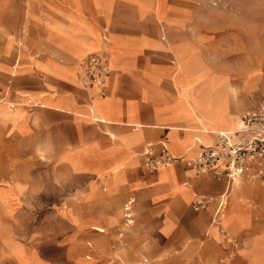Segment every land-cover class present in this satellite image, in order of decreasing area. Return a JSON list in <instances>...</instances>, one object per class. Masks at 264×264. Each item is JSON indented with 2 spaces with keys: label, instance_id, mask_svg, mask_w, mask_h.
<instances>
[{
  "label": "crops",
  "instance_id": "obj_1",
  "mask_svg": "<svg viewBox=\"0 0 264 264\" xmlns=\"http://www.w3.org/2000/svg\"><path fill=\"white\" fill-rule=\"evenodd\" d=\"M193 1L166 0L165 19L171 22L162 21L168 23L170 27L165 41L160 39L154 21L134 16L135 7L131 0L113 1V13L128 17L129 21L115 25L113 23L110 27L113 47L109 52L110 72L102 88L103 95L98 88L82 85L78 70L81 63L75 66L73 61L76 58L72 53L58 48L53 36L49 34L52 31L49 24L53 23V19L64 23L59 11H72L73 6L68 4L69 0H43L41 13L36 12L31 6L33 16L27 18L32 30L29 47L26 48L20 43L15 45L12 39V50L15 48L17 52L19 46L23 47L24 57L20 59L21 63L17 55L14 59V62L19 61L20 67L13 74L7 70L11 68L8 65L6 69H1V73L14 77L12 104L23 113V117L16 123L9 120L0 121V127L6 125L11 128L15 143L17 142L19 147L32 150L36 157L38 151L39 154L43 153V165L50 164L52 167L51 181L56 187L61 188L58 191L61 197L75 198L78 206L82 207L86 214L93 213L89 220L93 224L92 229L95 230L97 225L106 227L112 221L115 223L121 221L124 231L120 232L118 237L124 243L122 244L119 238L118 240L124 258L130 256L135 258L144 252L152 253L154 250L164 248L168 243H183L187 248L186 257L183 252L185 262L193 256L198 259L196 264H203L202 261L208 264L212 257H208V251L201 256L196 252L197 237L188 235L187 229L189 225H193L198 228L199 234L204 233L203 219L205 217L208 219L209 203L204 207L203 214L193 213L191 206L197 197L192 200L190 193L219 199L218 203L214 200L210 205H216L214 217L221 210V198L230 194L232 182L227 178L222 176L216 178L211 172L200 175L187 172L186 162L216 142L213 135L216 131H210L211 135H208L209 127L213 129L215 125L209 120L212 108L208 107V102L195 108L196 115L199 117L202 115L206 124L201 129L197 128L195 114L185 110L178 117L172 111L179 98L178 91H182L185 96L191 92V90L187 92L188 85L189 89L195 87V85L193 88L190 87L193 83L192 77H186L178 63L184 67L188 59L199 60L201 67L207 71V78L220 76L224 82H229L228 76L222 75L208 62V51L212 50L208 47V29L198 26L197 13L191 10V6L195 5ZM29 4L36 5L35 2ZM80 4L84 26H87L88 30L96 29L102 33L104 26L102 15L93 6L88 9L86 0H80ZM0 5H4V0H0ZM151 14H154L153 10ZM5 15L7 14L1 10L0 18H5ZM75 27L71 26L72 29ZM0 36L3 41L5 32L0 33ZM159 40L163 47H155L153 42ZM77 45L79 52L87 46L86 42L80 39L77 40ZM104 49L101 45L99 52H104ZM92 54L98 53H88L83 59ZM181 54L188 59L181 60ZM47 58L67 65L69 70L74 71L76 79L72 81L56 77L42 69L40 66L45 64ZM16 90H24L34 98L48 100L50 105L41 107L16 104ZM191 94L188 95L192 99ZM241 94L240 96L235 94L234 101L229 98L231 113L239 114L240 117L244 111L257 107L255 100L248 99L244 91ZM226 122L229 124L228 119ZM111 135H114V138ZM162 145L167 148L171 157L178 160L171 163L173 164L171 171L162 172L164 177L160 179L159 167L154 171L145 167L146 159L143 153L150 149L158 155ZM64 153L76 157L83 169L89 168L101 175L95 177L96 188L87 201H81L71 192L65 193L61 186L70 179L67 171L69 161L64 159ZM116 172L121 173L123 182L115 184L111 179ZM104 182L111 185L108 190L103 188ZM234 185L236 190V183ZM183 186L187 188L183 189ZM244 187L249 195L252 189L246 185ZM258 188L259 190L249 195L248 199L259 196L260 190L264 193V187ZM241 197L242 195L240 199ZM63 200L64 198H61L60 203ZM236 206L237 210L246 214L252 223L257 208L251 206L245 208L243 204ZM125 207H128L132 215V222L128 225L124 222ZM61 209L65 213L67 226L72 210L65 208V205ZM163 211L166 218L172 222V229L168 232L163 245L151 247L150 238L143 233L142 226ZM73 217L75 222L80 221L81 224V213ZM74 221L72 223H75ZM176 227L189 237L184 239L183 236L174 235ZM110 238L107 241L111 243ZM209 239L208 237L206 243H213ZM216 241L213 244H217ZM86 259L90 257L87 256ZM110 259L113 262L111 264L123 263L122 259L116 256ZM184 260L180 264H184ZM3 263L2 258L0 264Z\"/></svg>",
  "mask_w": 264,
  "mask_h": 264
},
{
  "label": "rangeland",
  "instance_id": "obj_2",
  "mask_svg": "<svg viewBox=\"0 0 264 264\" xmlns=\"http://www.w3.org/2000/svg\"><path fill=\"white\" fill-rule=\"evenodd\" d=\"M42 1L4 0V5H0V11L7 14L5 18H0V33L6 34L3 41L0 36V46L3 42L0 48V121L9 120L11 123H16L23 117V113L12 104L14 77L7 75L6 72V74L1 73V69H6L8 65L11 68L7 70L13 74L20 67V59L24 57L22 46L29 47L28 43L32 36L31 24L28 20L33 16L30 8L33 6L36 12L41 13ZM86 1L88 9L93 6L102 15L104 23L102 33L96 29L88 30L87 26H84V20H81L84 17L80 11V0H69L68 4L73 6L72 11H59L64 23L53 19V23L49 24L52 28L49 34L53 36L56 46L72 53L76 58L73 61L75 66H78L88 53L96 52L107 55L111 62L109 52L113 46L110 27L113 23L115 25L129 21L128 17L113 13L114 0ZM31 2H35L36 5H30ZM131 2L135 7H133L134 16L154 21L160 39L165 41L170 28L166 22H171L165 19L166 0H131ZM193 3L195 5L191 6V10L197 13L198 26L208 29V47L212 48L208 51V62L222 75L228 76L229 82H224L220 76L207 78V71L201 67L199 60L192 61L181 54L180 59H188V62L184 63V67L180 63L178 65L186 77H192L193 83L190 87L193 88L194 85L195 87L189 89L188 85L187 88V92L191 90L188 94L192 93V99L190 95L184 96L182 91H178L179 98L172 111L178 117L185 110L195 114L197 128L201 129L206 124L202 115L201 117L196 115L195 108L199 104L208 102V107L212 108L209 120L215 124L213 129L209 127L208 135H211L210 131H216L213 135L217 137L221 131L236 130L239 124L240 115L231 113L229 98L234 101L235 94L240 96L244 91L248 99L255 100V106L264 102V0H194ZM151 10L154 14H151ZM162 21L166 22L162 23ZM71 26L76 27L72 29ZM12 39L15 45L18 43L22 45L17 48V52L15 48L12 50ZM78 39L87 44L82 52L78 49ZM161 40L153 42L155 47H163ZM101 45L105 48L104 52H99ZM16 55L20 63L18 60L14 62ZM40 67L56 77L72 81L76 79L74 71L53 59L47 58L45 64ZM78 70L80 72V67ZM15 96V102L19 105L41 107L50 105L48 100L34 98L24 90H16ZM227 119L229 124L226 122ZM111 137L114 138V135ZM233 138L235 139H232V143L238 141V135ZM22 147L15 143L11 128L6 125L0 127V263L2 258L3 264H111L113 262L110 258L114 256L122 259L121 264H180L186 259L187 248L183 243H168L164 248L154 250L152 253L144 252L139 253L135 258L131 256L124 258L122 246L120 247L122 240L119 238V233L124 231L121 221L119 220L118 223L112 221L106 227L97 225L98 227H95L97 231L92 229L93 224L89 220L93 213L86 214L83 208L78 206L75 198L61 197L58 193L61 188L56 187L51 181L52 167L50 164L43 165V153L39 154L38 151L36 157L32 150ZM64 154V159L69 161L67 171L70 179L61 186L65 193L71 192L81 201H87L96 188L95 177L101 175L92 169H83L79 160L70 153ZM172 165L158 168L160 179L164 177L163 171H171ZM57 166L58 170L59 165ZM39 170L41 180L38 178ZM120 172H116L111 177L115 184L124 181ZM236 181H242L239 194L246 190L244 185L252 189L249 195L255 194L259 190L258 187H264V179L257 177L255 169L246 172V175ZM110 187L108 182H104V189L108 190ZM262 191H259V196H252L251 200L248 199L249 195L240 199L233 197L235 185L231 184L230 194L221 198V210L215 217L216 205H210L214 200L218 203L219 199L207 197L208 219L206 217L203 219L204 233L199 234L198 228L193 225H189L187 230L188 235L197 237L196 252L201 256L208 251V257H212L208 260V264H264V193ZM190 195L193 200V192ZM61 198H64L62 203H60ZM242 204L245 208L248 206L257 208L252 223L246 214L237 210L236 205L242 206ZM63 205L68 210H72L67 226L65 213L61 209ZM192 206L191 209L195 214H203L205 211V208L194 211ZM79 213L82 214L81 224L80 221L75 222L73 217ZM171 229L172 222L166 218L164 211L154 215L150 222L142 226L143 233L150 238L151 247L163 245ZM206 230L209 240L213 243L217 240V244L206 243L208 240ZM174 235L183 236L184 239L189 237L178 227L175 228ZM109 237L111 243L107 241ZM190 252L189 250L188 253ZM87 256L90 259H86ZM202 262L207 264L206 261ZM196 263L198 259L192 256L184 264Z\"/></svg>",
  "mask_w": 264,
  "mask_h": 264
},
{
  "label": "built area",
  "instance_id": "obj_3",
  "mask_svg": "<svg viewBox=\"0 0 264 264\" xmlns=\"http://www.w3.org/2000/svg\"><path fill=\"white\" fill-rule=\"evenodd\" d=\"M106 62L105 56L92 54L80 64L79 76L83 85H96L101 95L110 72ZM143 156L146 159L145 167L151 171L178 160L169 155L164 145L158 155L148 149ZM186 167L193 169L196 175L211 172L214 177L225 176L231 182L235 177H243L253 168L257 177L264 179V102L243 112L238 124L237 142L230 143L227 136L218 135L214 146L204 148L194 159L186 162ZM207 204L208 198L199 195L192 208L199 211ZM125 211L124 222L128 225L132 222V215L128 207H125Z\"/></svg>",
  "mask_w": 264,
  "mask_h": 264
},
{
  "label": "bare ground",
  "instance_id": "obj_4",
  "mask_svg": "<svg viewBox=\"0 0 264 264\" xmlns=\"http://www.w3.org/2000/svg\"><path fill=\"white\" fill-rule=\"evenodd\" d=\"M98 55H102V54H98ZM103 56H105L106 57V60H107V62H106V65H107V68H108V70L110 71V62H109V57L107 56V55H103ZM107 79V78H106ZM83 85V84H82ZM93 87L94 88H98L96 85H93ZM99 89V88H98ZM218 135H225V136H227L228 137V139H229V142L230 143H232L231 141H232V139H235V138H233V137H237V135H238V125H237V128H236V130H234V131H221V132H219V134ZM170 165H172L171 163H168L167 165H161V166H170ZM161 166H159V167H161ZM189 174H192L194 171H193V169H188V171H187ZM240 178V177H239ZM238 179V177H235L234 179H233V182H232V184H235L236 183V190H235V194H234V196L233 197H239L240 198V196L242 195V197L244 198V197H246L247 196V191L245 190V191H243V193L240 195L239 194V189H240V187H241V185H242V181L240 182V181H236ZM194 197H197V195H194V193H193V198ZM236 201V200H235ZM224 204H225V202H224ZM225 211V210H224ZM224 211H222V213L224 212ZM222 216V218H224L225 216H224V214H222L221 215ZM221 224H223V223H221Z\"/></svg>",
  "mask_w": 264,
  "mask_h": 264
}]
</instances>
